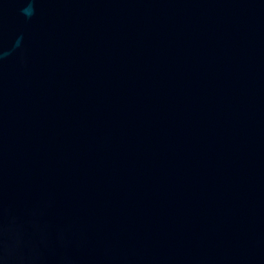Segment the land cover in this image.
I'll list each match as a JSON object with an SVG mask.
<instances>
[{"label":"water","instance_id":"water-1","mask_svg":"<svg viewBox=\"0 0 264 264\" xmlns=\"http://www.w3.org/2000/svg\"><path fill=\"white\" fill-rule=\"evenodd\" d=\"M0 264H264V0H0Z\"/></svg>","mask_w":264,"mask_h":264}]
</instances>
